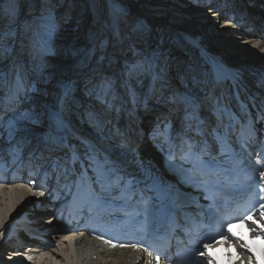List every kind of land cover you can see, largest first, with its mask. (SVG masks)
<instances>
[{"label": "bare ground", "instance_id": "bare-ground-1", "mask_svg": "<svg viewBox=\"0 0 264 264\" xmlns=\"http://www.w3.org/2000/svg\"><path fill=\"white\" fill-rule=\"evenodd\" d=\"M103 1V12L108 13L109 5L106 3V0ZM187 1H190V4L195 3L197 6H192L190 8L189 4H186L184 0H180V3H182L180 6L184 7V9H182L181 11L183 13L189 12L187 16L191 18L193 26L192 28H189L190 31H187L183 27H179L178 31L181 33L182 43H188L193 46H188L192 50H195L193 58L191 57V55L189 56L190 59L192 58V60H196H194V63L186 64L187 66H185V71L178 70L177 67H174L176 61L177 63H180L185 59L186 56L185 53L178 50L175 51L176 53L161 51V53L159 54L158 52L157 55L159 54V58L161 59L155 57V52L149 50L148 61L146 60L148 50L146 52L134 48V52L132 53L131 66L137 65V71H135V73H133L131 77L127 75L128 68L125 67V65L120 69H116L112 66L115 65V60L113 57L109 58L108 63L97 64L92 58L94 57L93 53L91 54L87 50V54L89 56L87 60H83V54L80 59H77V61L75 60L76 62H70L71 65H66L63 69H59V74L56 80L52 81V85L48 87L49 90L46 89L47 94H43L42 96L44 97H42L33 95V80L30 79L29 74V72L33 70L31 69L32 67L29 64H26L25 61H12V64L14 65V67L13 65H11L14 69L13 72L9 75L10 70L6 69L4 70V74L3 72L0 73V99H17L19 96L17 104L23 105V109L25 110L21 109V111L14 112L8 119L9 122L7 123V125H10L12 129L9 128L6 131L7 138L5 139V144H13L25 138H30L31 135L35 134L39 135L40 139L42 140L47 138L50 140L51 137L57 132V122L63 117V112L67 111V109L65 110L61 107V104L63 102L62 99L64 96H66V94L69 99V104H71L74 101H81L79 99H83L82 96L86 95V93H89L88 98L86 99L91 100L92 106L104 108V110L107 111V108L112 105L113 107L117 108L118 113L121 114L124 113L123 108L127 109V107L129 106L132 113L136 114L139 119L145 121L151 117L152 112L155 110L157 99L165 100L164 96L168 94L174 95L172 94V92L176 94V90L173 91L175 89L174 87H176V89H179L181 94H184L185 91H187V83L192 82L197 88L198 94L204 93V91H206V89L211 86L212 67L216 63L224 73L225 81L227 82V84H242L243 86H246L256 81V79H258V76L264 75V41H258L256 39H253L252 37L245 36V32L242 31L241 27L238 24V21L234 20V18L237 17L234 12L238 13L239 10L244 12L246 7L250 9L253 8L254 5L255 7L259 6L258 3H261L260 0H250L253 3H245V8L243 9H238L236 7L235 1L240 5L241 2H246L244 0ZM229 4L233 5L231 9L228 6ZM201 9H203L204 11L208 10L205 12H208L209 15H212V17L208 18L206 16H202ZM225 15H231L230 19L226 21ZM211 21L213 23L220 22L222 26L213 29V27L209 25L211 24ZM200 22L205 26H201L202 24ZM173 25L171 24L170 27H173ZM116 28L117 25L115 26V29ZM215 32H217L216 34L219 39L215 38ZM104 36L106 37L105 42L103 41L102 44H99L100 47L109 39L107 37V33ZM117 40H119V38ZM200 41H209L213 46L217 47L219 54L217 55L205 46H202L200 44ZM233 48H236L238 51H233ZM107 53L108 51H104V54L101 55L103 57H106ZM189 56L186 57L189 58ZM236 56H242V58L245 59L241 61H229L228 58L234 59V57ZM254 59H257L262 65L253 62ZM89 60L90 62H88ZM129 64L130 62L126 65ZM109 65L110 67L106 69V74H109V76H103L100 80H109L113 85L112 91L110 93H104L101 92L100 88L99 91H97L101 81L99 80L98 83L96 81L97 84L93 87H91V83L93 82L94 77H96L98 73H100V69L105 68V66ZM168 65H170V67L172 66L171 71L177 72L178 76L174 77L175 75L167 74L168 80L171 77H174V80L170 79L171 81L167 83V85L164 86L161 91L155 90L153 84L156 81H161L162 83L164 82V80L159 76H164L166 74ZM25 66H28L30 68L26 70ZM25 74L27 75L25 76ZM79 79L84 80L86 82V85L84 86V89L80 91V98H75V93L77 92V95L79 93V89L69 95L68 93H70L71 88H68V84L72 80ZM115 86H117V88L114 91L113 89H115ZM87 87L91 88L87 89ZM120 88L124 89L125 91H120ZM84 90L86 93L82 94ZM23 94H25L24 96H27L29 99L26 103H24L23 99H21L23 98ZM43 101L44 103H42ZM34 104H36V106L38 107V112H32L33 110H35L34 108H36V106L33 107V110L31 112H27ZM141 105H146L150 107L151 110L142 111L139 108ZM40 107H42L41 110L39 109ZM69 112L70 111L68 110L67 113L69 114ZM89 114L90 112H86V114H83L82 119L86 118L85 121L91 119L92 115ZM10 130L12 131V134ZM10 140L13 141L9 143ZM145 141L146 140L144 139V142ZM28 189L27 186L23 185H18L17 187L11 186L10 184L0 185V220H2L0 221V245L3 239V231L6 228L8 222L21 212L25 211V209H27L31 205L33 198H35L36 194L33 192V190L29 187ZM28 195H31V198H29L25 202V204H28L27 207L20 211H17L9 217L8 214L10 212H13L15 209L20 208V206L18 205L20 199L22 197H28ZM51 218L47 220H50ZM39 224L40 221L36 223V225ZM43 226L47 227L46 224H44ZM56 236L57 235H55V237ZM71 237L75 238V240L78 239L76 242L77 246L84 247V249L75 252L74 256H69V254L66 256L61 255L63 251H67L68 245L66 246V249L60 247L59 249H56V251L54 248L57 245L50 248L48 247L49 249H44L43 252L39 254H37L33 250L28 251L27 249H22V251H24V255L28 260L37 259L36 264H57L58 262L60 264H84L85 259H82L84 254L87 255L89 253V255H91L89 249L93 247H100L103 249V251L111 254V257H116L112 259H105L101 262H94L90 257L89 264H133L135 262L138 263V258L141 255V252H134L132 251V249H107L106 247L99 244L95 239L90 238L87 235L71 234L68 236H64V238H67V240L69 241ZM63 239L57 238L56 240ZM63 241L66 244V241ZM69 245H72V242ZM2 249H4V247ZM51 249L54 250L50 251ZM15 255L17 254H14L12 256L14 257ZM133 256L134 259L132 260ZM96 257L98 258V256ZM0 260L3 261H0V264H5L1 253ZM17 263L23 264L24 261H22L21 259L17 261L14 260L13 264Z\"/></svg>", "mask_w": 264, "mask_h": 264}, {"label": "rangeland", "instance_id": "rangeland-1", "mask_svg": "<svg viewBox=\"0 0 264 264\" xmlns=\"http://www.w3.org/2000/svg\"><path fill=\"white\" fill-rule=\"evenodd\" d=\"M184 2L189 4L190 8L192 6L197 7L195 3L190 4V1L184 0ZM106 3L109 5L108 13L103 12V0H0V32H12L11 37L5 36V39L0 42V73L3 72L4 74V70L9 69L10 75L14 70L11 66L13 62H18L20 60L22 62L25 61L26 64H29L32 67L31 69H33L29 72L30 79L33 80L32 85L34 94H32L34 96L46 95V91L49 90L48 87L52 85V81L56 80L59 69H63L67 63L76 62L77 58L80 59L79 55L81 54H84L83 60H87L89 57L87 50L89 53H93L94 57L92 58L95 63H103L104 59L101 54H104V51H108V45L104 43L100 47L99 44H102L103 41L105 42L106 37L104 35L108 33L110 35L114 34L117 38L120 36L126 37L128 34L123 35L118 28L115 29V26H119L120 23L127 24L131 18H137L139 21L136 22L134 31L131 36H129L130 38L126 39L127 43L124 44V42H122L121 48L124 49L122 52H125L126 55L120 58L118 63L112 65L114 68L120 69L124 65L129 68L132 63L134 48L146 52L148 50L146 57L148 61L149 50L155 52L154 56L158 59H161L159 58L161 51L176 53L175 51L177 50L185 53L187 57L191 55L193 58L195 50L190 48L193 46L188 43H182L181 33L178 31L179 27H183L187 31H190L189 28L193 26L191 18L187 16L189 12L183 13L181 11L184 7L180 6L182 4L180 0H106ZM124 6L130 8L128 13L121 10L125 8ZM201 10L202 16L208 18L212 17L208 12H205L208 10ZM123 16L127 17L124 19ZM210 23L209 25H211L213 29L222 26L220 22L213 23L211 21ZM171 24H174L173 27H170ZM201 24V26H205L203 23ZM157 32L162 35L159 41V34H157ZM216 33L217 32L214 34ZM214 36L218 38L217 34ZM253 39L257 40L255 37H253ZM200 44L210 51H213L215 54H219L217 47L213 46L209 41H200ZM232 50L238 51L236 48ZM158 52L159 54L157 55ZM186 56L182 62H175L174 65H178L179 70L185 71L186 64L194 63V60H196H192L190 56L189 58ZM228 59L229 61H241L245 58L236 56L234 59ZM88 62H90V60ZM129 62L130 64L126 65ZM253 62L261 64L257 59H254ZM25 67L26 70L30 68L28 66ZM26 75L27 74H25V76ZM97 83L92 82L91 87L94 85L96 86ZM91 87H87V89ZM116 88L117 86H115L113 90L115 91ZM187 89L191 92L198 91L192 82L187 83ZM97 91H99V87ZM76 93L75 98H80L81 92L77 95ZM83 93H86L85 90L82 94ZM88 95L89 93H86V95L82 96L83 99H79L81 101H76V103L74 101L69 107L72 106L73 110L82 113L90 112V114L98 113L102 115L106 110H104V108L92 106L91 100L86 99ZM28 100L27 97L26 102H28ZM42 103H44V101ZM34 106H36V104L31 106V110L29 109L27 112H31ZM37 108L36 106V108H34L35 110L32 112H38ZM39 109L41 110L42 107ZM14 112L15 111H13V113ZM10 185L17 187L19 184L13 183ZM29 198H31V195L22 197L18 202L20 208L10 212L8 216L10 217V215L27 207L28 204H25V202ZM46 219L47 218H45V220ZM47 223V221H44V224ZM60 233L63 235H60ZM71 234L74 233L60 230L57 237H53L52 241L54 244H52L51 247L57 245L54 248L56 251V249L60 247L66 249L68 245L67 251H63L61 255L66 256L69 254V256H74L75 252L84 249V247L76 245L78 239L75 240V238L71 237L69 241L67 238H64V236ZM57 238H64L63 240L66 241V244L63 240H56ZM71 242L72 245H69ZM89 251L91 255H89V253L87 255L84 254L82 258L85 259L84 264H89L90 257L94 262H101L102 260L116 257H111V254L103 251L100 247L90 248ZM96 256H98V258ZM19 259L24 261V264H36L37 261V259H33L28 262L25 255L18 256L16 261ZM57 264L60 263L58 262Z\"/></svg>", "mask_w": 264, "mask_h": 264}, {"label": "snow or ice", "instance_id": "snow-or-ice-1", "mask_svg": "<svg viewBox=\"0 0 264 264\" xmlns=\"http://www.w3.org/2000/svg\"><path fill=\"white\" fill-rule=\"evenodd\" d=\"M5 36L11 37L12 32L9 31L8 33H2L0 32V42H2L5 39ZM137 71V65H132L128 68L127 75L129 77L132 76V74ZM99 88L101 92L104 93H110L112 91L113 85L109 80H102ZM168 132V128L165 125L164 128L161 131V136L165 135ZM259 178L264 180V169H262L259 172ZM30 183H35V181H30ZM261 207H264L262 205ZM246 221H250L251 224L254 226L252 228H249V233H253L257 230V227L260 229H264V224L260 222V220H257L254 215H246L239 218V224H233L231 220L224 221L220 225V229L218 232L210 235V237L202 242V247L198 249L197 255L199 257H204L205 259L199 260L198 264H220L219 258L216 257L213 254V249L215 246H219L225 253L226 258L228 261V264H236V261L241 260V256L237 250V247L233 244L231 246L225 247V245L228 244L229 240L231 238H235L238 241H243L244 238L242 236H237L235 232H233V228L236 226L246 227ZM219 237V238H217ZM264 242V234L255 236V239L253 240V244ZM106 243L112 244V242L106 241ZM140 242H128V243H120L112 244V247L115 248L117 246L126 248V247H133V248H139ZM240 248L242 250H246L250 253H256L257 249L254 248L252 245H249L247 242L241 243ZM252 257H249V264L251 262ZM257 260L264 259V249L260 250L259 255L256 256ZM157 264L159 262V256L156 257Z\"/></svg>", "mask_w": 264, "mask_h": 264}]
</instances>
